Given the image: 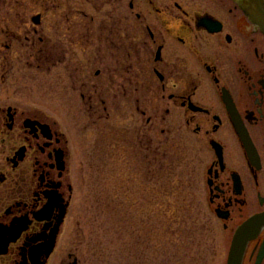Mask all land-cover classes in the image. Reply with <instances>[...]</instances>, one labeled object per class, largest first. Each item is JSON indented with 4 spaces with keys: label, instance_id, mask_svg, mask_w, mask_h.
Here are the masks:
<instances>
[{
    "label": "flooded vegetation",
    "instance_id": "1",
    "mask_svg": "<svg viewBox=\"0 0 264 264\" xmlns=\"http://www.w3.org/2000/svg\"><path fill=\"white\" fill-rule=\"evenodd\" d=\"M38 3L28 17L24 0H10L7 17L0 1V264H50L73 196L69 140L8 90L16 61L39 71L67 54L44 34L48 0ZM124 8L102 63L110 86L119 74L124 99L137 91V165H159L176 110L202 165L207 210L228 239L225 259L239 236L240 264H264V0H125ZM146 90L151 115L139 105ZM66 258L79 264L72 252Z\"/></svg>",
    "mask_w": 264,
    "mask_h": 264
},
{
    "label": "rangeland",
    "instance_id": "2",
    "mask_svg": "<svg viewBox=\"0 0 264 264\" xmlns=\"http://www.w3.org/2000/svg\"><path fill=\"white\" fill-rule=\"evenodd\" d=\"M0 1L13 17L10 0ZM39 1L24 0L28 17L40 11ZM49 1L44 34L64 43V62L35 71L16 61L8 90L69 140L73 196L50 264L66 262L70 252L79 264H225L228 239L207 210L202 165L185 146L176 110L169 143L161 137L159 165H137V91L128 89L124 99L119 74L110 86L103 69L104 40L110 27L123 29L125 0ZM15 49L23 50L21 43ZM143 92L139 105L151 115L152 93Z\"/></svg>",
    "mask_w": 264,
    "mask_h": 264
},
{
    "label": "water",
    "instance_id": "3",
    "mask_svg": "<svg viewBox=\"0 0 264 264\" xmlns=\"http://www.w3.org/2000/svg\"><path fill=\"white\" fill-rule=\"evenodd\" d=\"M238 241H239V236H236V238H234L233 240V244L229 253V257L227 260V264H240L238 256H237V248H238ZM54 242L52 243V245L50 247L47 248L46 251V255L48 256L51 251L53 250V245Z\"/></svg>",
    "mask_w": 264,
    "mask_h": 264
}]
</instances>
